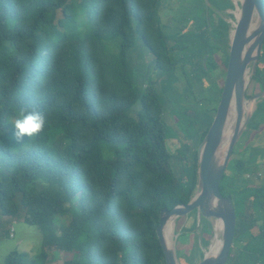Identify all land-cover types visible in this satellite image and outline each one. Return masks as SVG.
<instances>
[{
    "label": "trees",
    "instance_id": "1",
    "mask_svg": "<svg viewBox=\"0 0 264 264\" xmlns=\"http://www.w3.org/2000/svg\"><path fill=\"white\" fill-rule=\"evenodd\" d=\"M161 2L0 0V214L22 208L24 221L41 233L37 254L12 250L0 264H50L56 253L68 255L61 264H164L155 232L159 213L194 194L197 147L224 81L211 74L228 58L231 24L220 12L235 5L200 0L201 16L167 33ZM136 38L152 54L158 75L143 88L134 84L128 60ZM180 75L188 99L177 110L175 137L190 143L171 152L158 91L171 89ZM252 78L264 87V42ZM21 107L43 112L47 123L39 136L17 142L10 121ZM260 125L264 99L243 133ZM235 147L230 174L225 170L219 184L236 213L225 264H264V183L242 185L261 151ZM64 216L69 219L57 225ZM185 217L190 222L179 239L197 227L196 209ZM209 225L199 215L201 233L208 235ZM207 243L202 236L200 244ZM197 248L194 243L188 255L177 250V258L195 264L203 256Z\"/></svg>",
    "mask_w": 264,
    "mask_h": 264
},
{
    "label": "water",
    "instance_id": "2",
    "mask_svg": "<svg viewBox=\"0 0 264 264\" xmlns=\"http://www.w3.org/2000/svg\"><path fill=\"white\" fill-rule=\"evenodd\" d=\"M209 4L208 0H204ZM238 15L229 34L228 58L220 98L210 126L197 147V182L193 196L186 203L172 208H162L155 232L164 254V264H179L174 243L168 242L164 226L170 218L197 211L205 218L220 219L221 244L213 254L203 253L195 264H225L232 247L236 213L230 197L224 196L219 184L226 170L232 150L256 107L264 99V89L246 98L247 74L254 73L260 50L264 42V0H239ZM233 103L235 122L232 134L225 147L221 148L224 128L230 106ZM196 227V228H197Z\"/></svg>",
    "mask_w": 264,
    "mask_h": 264
},
{
    "label": "rangeland",
    "instance_id": "3",
    "mask_svg": "<svg viewBox=\"0 0 264 264\" xmlns=\"http://www.w3.org/2000/svg\"><path fill=\"white\" fill-rule=\"evenodd\" d=\"M232 1L235 6H239V0ZM199 3L200 0H163L159 6V15L164 25H166L164 30L167 33H172L173 31L176 32L178 23H187V19L192 20L195 14H197L198 17L201 16L200 12H196L199 11ZM238 12L239 11H237V8L234 7V9H226L225 12H220V14L222 17H225L232 25V22L235 21V15H238ZM230 14L233 16H230ZM128 60L132 65L134 84H139L143 88L147 83L146 80L155 79L157 72H155L153 69V56L149 49L144 45L142 40L136 38L134 46L128 50ZM176 75L178 76V74ZM211 75L217 80L218 83H221L224 79L225 67L223 65H219V67L215 69ZM179 77L181 79L173 82L171 89H168V91H158L160 92L163 99L161 118L166 126L167 135L169 136V138L166 139V144L171 152H173L174 149L180 148L182 143H190L188 139L183 137H180V140L176 138V128H178V125L175 122L180 115L177 110L180 109V106L184 107V104L187 103L188 99L187 93L183 95L184 80L181 75ZM203 85H207V80H204ZM155 86L157 89L159 88L158 81L156 82ZM262 89H264V87L261 85V83L253 79L251 75L246 86V98ZM194 92L196 94L198 89H195ZM181 94L182 96H180ZM138 105L139 103H135L133 105L131 110L132 114L135 113L136 107L138 108ZM190 113H192L191 110ZM237 142V145L235 144L236 147L234 146L235 150L241 144V146L253 145L261 151L260 155L257 157L254 171L245 174L246 178L242 185H259L264 183V125H260L259 129L254 130L249 134L241 133ZM102 151L106 157L112 155V153L107 151L104 145H102ZM239 156V153L234 154V158ZM248 156V152H246L245 159H247ZM177 163H172L174 172L176 174L179 170V163ZM225 172L230 174V171L228 170ZM185 216L175 219V228L172 242L174 243L176 251L179 250L181 255H188L192 250L194 243H196V246L198 247L197 249L200 248L202 253H204L209 244L212 243V237H214V219L207 218V220L210 222V231L208 235L201 233V228L199 227L195 228V230L192 232L181 236L179 239L178 235L182 227L184 225L187 226L190 222V219H186ZM68 219V216L57 217L56 224L58 225L61 222H66ZM172 224L174 223H170V228ZM253 230L256 229L254 228ZM10 231L12 235H10ZM202 236L208 238V243L205 245L200 244V238ZM40 249L41 233L37 226L28 224L24 221V210L22 208H20L14 215L0 214V263L2 262L4 256L12 250L27 251L30 255H35L40 251ZM67 257L68 255L66 256L65 254L56 253L54 258H50L54 259L50 264H61V260ZM199 260V257L196 256L195 262H198ZM178 262L179 264H187V262L181 258L178 259Z\"/></svg>",
    "mask_w": 264,
    "mask_h": 264
},
{
    "label": "clouds",
    "instance_id": "4",
    "mask_svg": "<svg viewBox=\"0 0 264 264\" xmlns=\"http://www.w3.org/2000/svg\"><path fill=\"white\" fill-rule=\"evenodd\" d=\"M46 123L47 120L43 112L36 109L29 110L26 107L19 108L15 117L10 121L17 142H21L25 137L39 136L45 131Z\"/></svg>",
    "mask_w": 264,
    "mask_h": 264
},
{
    "label": "bare ground",
    "instance_id": "5",
    "mask_svg": "<svg viewBox=\"0 0 264 264\" xmlns=\"http://www.w3.org/2000/svg\"><path fill=\"white\" fill-rule=\"evenodd\" d=\"M232 29V28H231ZM247 79L249 81L250 79V75L247 74ZM234 122H235V110H234V105L233 103L230 106V110H229V114H228V118L226 121V125L224 128V138L222 140V144H221V148L225 147L226 143L228 142L232 131H233V127H234ZM214 219V237H212V247L210 249V246H208V248L206 249V252L208 254H213L216 251H218L220 244H221V238H220V233H221V229H222V223L220 221V219ZM174 223L172 224L171 228H170V223ZM174 228H175V219L174 218H170L167 223L164 226V235L165 237L168 239V242L171 244L173 241V234H174ZM172 229V233L170 234Z\"/></svg>",
    "mask_w": 264,
    "mask_h": 264
},
{
    "label": "built area",
    "instance_id": "6",
    "mask_svg": "<svg viewBox=\"0 0 264 264\" xmlns=\"http://www.w3.org/2000/svg\"><path fill=\"white\" fill-rule=\"evenodd\" d=\"M232 23H233V22H232ZM231 27H232V25H231ZM11 231H12V230H11ZM11 231H10V235H12Z\"/></svg>",
    "mask_w": 264,
    "mask_h": 264
},
{
    "label": "flooded vegetation",
    "instance_id": "7",
    "mask_svg": "<svg viewBox=\"0 0 264 264\" xmlns=\"http://www.w3.org/2000/svg\"><path fill=\"white\" fill-rule=\"evenodd\" d=\"M243 133V132H242Z\"/></svg>",
    "mask_w": 264,
    "mask_h": 264
}]
</instances>
